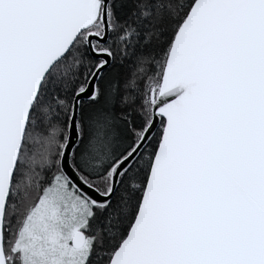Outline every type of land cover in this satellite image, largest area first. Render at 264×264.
Masks as SVG:
<instances>
[{
  "label": "snow or ice",
  "instance_id": "1",
  "mask_svg": "<svg viewBox=\"0 0 264 264\" xmlns=\"http://www.w3.org/2000/svg\"><path fill=\"white\" fill-rule=\"evenodd\" d=\"M0 264H264V0H0Z\"/></svg>",
  "mask_w": 264,
  "mask_h": 264
}]
</instances>
